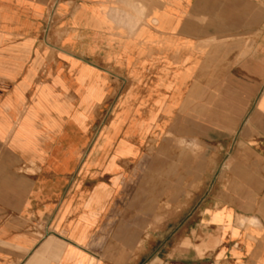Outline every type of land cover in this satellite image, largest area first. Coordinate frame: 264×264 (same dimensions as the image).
I'll return each mask as SVG.
<instances>
[{
  "label": "crops",
  "instance_id": "obj_1",
  "mask_svg": "<svg viewBox=\"0 0 264 264\" xmlns=\"http://www.w3.org/2000/svg\"><path fill=\"white\" fill-rule=\"evenodd\" d=\"M0 264H264V0H0Z\"/></svg>",
  "mask_w": 264,
  "mask_h": 264
},
{
  "label": "rangeland",
  "instance_id": "obj_2",
  "mask_svg": "<svg viewBox=\"0 0 264 264\" xmlns=\"http://www.w3.org/2000/svg\"><path fill=\"white\" fill-rule=\"evenodd\" d=\"M155 125L152 128L151 134L144 142V151L148 156L157 155L164 160H167L163 166V186L164 197L160 206H162L163 214L153 216L147 220V227L153 231L156 226L161 224L165 226L171 222V218L176 215L171 214V208L175 206L179 211L187 207L193 200L195 192L200 190L201 186V170L195 175L188 176L187 167L184 165L187 153L189 152L196 159L202 156L204 150L196 141L188 140L185 136H178L176 133H171L170 130L162 131L158 125V120L154 121ZM106 123V120H103ZM159 128V130H158ZM165 144V148L161 150V145ZM174 165L171 166V161ZM174 180L172 183L171 180ZM178 179V183L175 180ZM172 186L173 191H172ZM172 194L173 197L172 198ZM148 229L147 238L152 237V231ZM136 250H140L137 248Z\"/></svg>",
  "mask_w": 264,
  "mask_h": 264
},
{
  "label": "built area",
  "instance_id": "obj_3",
  "mask_svg": "<svg viewBox=\"0 0 264 264\" xmlns=\"http://www.w3.org/2000/svg\"><path fill=\"white\" fill-rule=\"evenodd\" d=\"M54 22V8L50 11L48 14L47 20H46V30H49Z\"/></svg>",
  "mask_w": 264,
  "mask_h": 264
}]
</instances>
